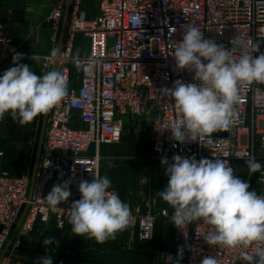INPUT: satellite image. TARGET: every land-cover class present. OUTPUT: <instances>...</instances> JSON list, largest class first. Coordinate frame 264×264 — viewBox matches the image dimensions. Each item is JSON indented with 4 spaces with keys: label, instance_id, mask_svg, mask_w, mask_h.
I'll return each mask as SVG.
<instances>
[{
    "label": "built area",
    "instance_id": "1",
    "mask_svg": "<svg viewBox=\"0 0 264 264\" xmlns=\"http://www.w3.org/2000/svg\"><path fill=\"white\" fill-rule=\"evenodd\" d=\"M67 1L51 0L46 22L50 24L52 51L43 69L45 74L58 64L66 78L68 96L50 110L32 199L6 257L23 247L38 221L53 220L58 229L69 224L70 205L80 199L77 182H91L96 174L100 176L101 156L92 148L119 144L127 121L141 114L150 118L154 159L167 181L162 158H167L169 164L174 155L194 156L196 160L219 158L237 174L246 173L245 181L264 195V167L249 174L245 164L251 157L264 165V103L257 104L253 98L255 89L264 90V85L242 87L238 119L227 131H217L200 142L172 139L171 131L164 128L175 119L174 101L160 93L164 87L171 88L176 79L195 82L192 73L175 69L172 56L171 45L182 39V25L198 26L205 38L226 48L231 47L234 37L259 41L260 52H264V0H70L63 49L58 57L53 50L59 42ZM85 1L96 3V16L88 17ZM134 16L142 17V23L133 24ZM77 35L87 40L85 56H75ZM16 50L0 24V74ZM238 58L236 53L233 59ZM4 118L0 119V138ZM60 170L75 182L69 200L52 209L44 197ZM30 187V176L0 170V255L28 203ZM171 216L166 212L133 215L131 223L137 221L139 240L147 244L153 240L155 218ZM210 230L211 226L203 221L182 229L176 227L177 239L167 254L175 258L178 248L184 246L180 264H200L205 256H214L218 264H247L240 259L245 249L208 245L204 238ZM257 246L264 243L246 251L252 254Z\"/></svg>",
    "mask_w": 264,
    "mask_h": 264
},
{
    "label": "clouds",
    "instance_id": "2",
    "mask_svg": "<svg viewBox=\"0 0 264 264\" xmlns=\"http://www.w3.org/2000/svg\"><path fill=\"white\" fill-rule=\"evenodd\" d=\"M142 20L134 16L132 23L141 24ZM182 27V39L171 45L175 69L192 73L195 82L176 79L171 88L160 90L174 101L176 114L164 129L170 130L177 142H200L217 131H227L238 119L242 87L264 85V52H260L259 41L234 37L231 47L226 48L205 38L198 26ZM57 51L54 49L53 55ZM236 53L239 58L233 59ZM28 58L35 63L41 61L36 53ZM23 59L24 54L13 55L14 66L0 75V119L7 113L22 125L47 114L68 96L66 78L61 71L37 75L30 65L20 63ZM253 98L257 104L264 103V90L255 89ZM245 164L249 174L264 167L251 157ZM161 165L166 166L168 182L157 194L174 210L172 224L182 229L203 221L211 226L204 238L208 245L240 247L245 249L240 259L247 264H264V246L255 247L252 254L246 251L254 244L264 243V195L249 191L250 184L235 175V169L223 159L196 160L194 156L174 155L171 164L162 158ZM94 177L91 182H77L80 199L71 203L67 220L76 236H87L103 244L127 229L133 214L130 205L109 191L111 180L107 176ZM74 182L69 178L53 185L44 197L47 205L55 209L67 202ZM52 243V237L43 240L45 248ZM183 255L184 246H181L175 258L161 254V259L165 264H180ZM38 262L53 264L52 257L46 254ZM200 264H218V261L214 256H205Z\"/></svg>",
    "mask_w": 264,
    "mask_h": 264
},
{
    "label": "crops",
    "instance_id": "3",
    "mask_svg": "<svg viewBox=\"0 0 264 264\" xmlns=\"http://www.w3.org/2000/svg\"><path fill=\"white\" fill-rule=\"evenodd\" d=\"M50 3L51 0H0V24L16 45V53L24 54L20 63L30 65L37 75L44 74L43 62L52 51L48 38L50 24L46 22ZM84 8L89 18L96 16L97 10L90 14ZM81 38L82 35L75 38L74 53L77 57L86 55L85 49L82 51L79 46ZM33 53L41 57L39 63L28 58ZM12 66L11 58L4 71ZM144 118L147 117L141 114L127 121L119 144L101 146L99 150L92 148V152L98 151L101 156L100 177L107 176L111 180L110 189L130 205L133 215L154 212L172 215L174 210L157 194L168 181L154 159L150 123H143ZM43 119L44 114L22 125L8 114L1 126V137L6 139L4 143L0 142L3 156L4 151L10 152L11 145L15 143L24 145V150L30 152L37 132L42 128ZM142 146L145 148L144 154L139 151ZM66 179V171L60 170L53 185ZM153 224V240L150 243L140 242L136 221L117 233L116 239L99 244L87 236H76L70 224L58 229L53 220L48 223L38 221L23 247L15 255L6 257L2 264H39L38 258L45 254L52 257L53 264H162L161 254H167L175 245L176 226L170 218L164 217L155 218ZM45 237L53 238V243L46 248L43 246Z\"/></svg>",
    "mask_w": 264,
    "mask_h": 264
},
{
    "label": "rangeland",
    "instance_id": "4",
    "mask_svg": "<svg viewBox=\"0 0 264 264\" xmlns=\"http://www.w3.org/2000/svg\"><path fill=\"white\" fill-rule=\"evenodd\" d=\"M84 6L88 9L90 14H93L96 12V3L95 2H84ZM50 35V32H49ZM49 38V37H48ZM50 43V38H49ZM51 45V43H50ZM85 45L87 47V40L84 36H82L81 41L79 43L80 49L84 51ZM7 113L5 115L4 121L7 117ZM42 123V122H41ZM143 123H150V118H144ZM41 130V129H40ZM40 130L37 132V138L35 140V143L32 144V149L29 151H25V146L19 143H15L11 145V151L5 152L4 150V156L0 158V169H4L11 173L14 176H20V175H30L32 176L33 168H34V162L36 158V152L38 147V140L40 137ZM126 135V134H125ZM124 136V135H123ZM141 136V134H140ZM139 137V136H138ZM5 138L1 137L0 142H5ZM140 153L144 154L145 148L142 146V148L139 149ZM242 180H246V173L243 174H237V172L234 173ZM254 190V188H249V191Z\"/></svg>",
    "mask_w": 264,
    "mask_h": 264
},
{
    "label": "water",
    "instance_id": "5",
    "mask_svg": "<svg viewBox=\"0 0 264 264\" xmlns=\"http://www.w3.org/2000/svg\"><path fill=\"white\" fill-rule=\"evenodd\" d=\"M71 6V2L70 0L67 1L66 3V10H65V14H64V18H63V23H62V28H61V33H60V38H59V42L57 45L56 50L57 51V56L59 57L62 49H63V43H64V38H65V32H66V27H67V23H68V16H69V9ZM53 70H59V66L58 64H55L53 66ZM49 114L50 111L47 114H44V119H43V124H42V128H41V133H40V137H39V141H38V147H37V152H36V158H35V162H34V168H33V172H32V176H31V187H30V191H29V197H28V203L25 206L18 223L16 224V227L10 237V240L8 242V244L6 245L3 253L1 254L0 257V264L3 263L4 259L6 258L7 254L10 251V247L12 245V242L17 234V231L28 211L29 208V204L30 201L32 199V195H33V191H34V187H35V182H36V175L39 169V165H40V159H41V153H42V147H43V142H44V137H45V132H46V128H47V124H48V118H49Z\"/></svg>",
    "mask_w": 264,
    "mask_h": 264
},
{
    "label": "trees",
    "instance_id": "6",
    "mask_svg": "<svg viewBox=\"0 0 264 264\" xmlns=\"http://www.w3.org/2000/svg\"><path fill=\"white\" fill-rule=\"evenodd\" d=\"M20 176H22V175H20ZM31 177V176H30Z\"/></svg>",
    "mask_w": 264,
    "mask_h": 264
}]
</instances>
